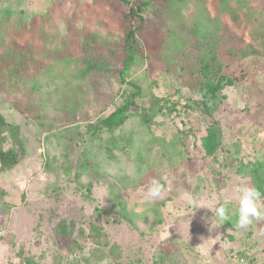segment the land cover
I'll use <instances>...</instances> for the list:
<instances>
[{
	"label": "rangeland",
	"instance_id": "374dc122",
	"mask_svg": "<svg viewBox=\"0 0 264 264\" xmlns=\"http://www.w3.org/2000/svg\"><path fill=\"white\" fill-rule=\"evenodd\" d=\"M236 1L229 0V6L238 24L229 13L220 14L219 24L241 41V48L257 55L234 61L226 69L237 83L223 91L227 98L215 114L223 130L219 154L231 156L216 166L218 175L207 172L204 161L208 159L200 149L202 126L207 121L197 112H188L176 119L178 126L193 133L185 141L181 161L174 163L169 150L166 157H158L159 147L152 144L151 137H145L144 143L135 142L134 146H146L145 153L154 155L151 159L144 154L141 160L148 177L134 174L137 151L133 146L128 155L115 153L120 163L111 176L95 177L89 171L91 176L78 184L73 176L84 161V153L97 148L96 141H89L87 126L113 111L125 86L117 72L111 76L93 72L81 78L75 70L84 66V48L106 49L102 56L108 61L113 55L114 60L119 57L124 32L121 12L126 9L118 0H0V57L22 53L31 62L19 78L9 76L0 65V116L19 127L25 145L23 161L0 175V264H25L29 258L32 264H152L156 247L169 239L196 247L197 256L192 259L186 255L185 264H226L227 250L246 252L264 264V218L247 229L236 225L228 228L222 223L209 231V209H196L191 218L185 211L188 197L210 208L228 201L232 219L237 206L233 188L252 185L239 167L256 162L264 165V48L258 41L264 34V0ZM214 2L204 1L211 20L217 14ZM153 10L144 16L145 28L136 33L143 53L126 80L138 82L145 100L153 95L193 97L195 93L183 88L178 76L195 70L194 61L187 60L186 71L181 72L163 41L169 21L159 25ZM193 11L190 5L180 19L190 24ZM76 60L79 64L73 65ZM121 66L120 61L112 68ZM174 69L177 72L170 74ZM156 128H152L153 133ZM62 154L71 166L70 176L58 168L63 166ZM44 162L48 170L43 168ZM153 179L166 190L162 198L146 201ZM88 180L92 182V202L84 198ZM128 217L135 219L136 228L131 227ZM62 219L76 223L74 234L81 237L79 250L67 252L54 236V227ZM91 224L102 229L100 237L96 238ZM113 244L120 247L118 259L108 252ZM19 249L25 252L24 260L18 256Z\"/></svg>",
	"mask_w": 264,
	"mask_h": 264
},
{
	"label": "trees",
	"instance_id": "16d2710c",
	"mask_svg": "<svg viewBox=\"0 0 264 264\" xmlns=\"http://www.w3.org/2000/svg\"><path fill=\"white\" fill-rule=\"evenodd\" d=\"M126 10L122 11L124 21L123 40L120 42L121 50L118 58L108 61L102 56L106 49L91 50L84 48L81 58L82 68L75 70L81 78L93 72L104 73L111 76L118 73L119 81L124 84V88L119 94V103L108 115L98 118L95 122L87 126L89 141L97 142V148L90 149L84 153V161L80 163L79 171L75 172L73 178L76 182L83 177L89 178V171L94 176H111V171L115 167L119 168L120 159L115 153L128 155L135 142L144 143V138L151 137V142L159 147L157 156H167L165 152L174 155V163L181 161L184 157L185 141L192 136L191 129H184L183 125L178 126L176 119L188 112H197L202 116L206 123H203L204 134L200 138V149L208 161H204L207 172L213 176L218 175L217 165L221 159L231 157L228 153L219 154L223 147V130L220 123L215 118L220 104L227 98L224 94L226 88L235 87L237 78L226 73V69L237 60L246 59L252 55H257L256 51H246L240 47V40L228 28L219 24V17L222 13L232 14L233 22L238 24V17L229 6V0H214L217 14L214 20L209 19L205 0H118ZM236 1V0H235ZM239 1H236L239 4ZM190 5L194 6L191 13L190 24L184 23L180 18L182 11ZM156 6V7H155ZM152 9L153 15L159 25L169 21L167 26V37L163 38L170 51L169 54L175 59L181 72L186 71L185 63L187 60L194 61L195 70L186 74H179V83L195 96L184 97L179 94L171 97H157L153 95L150 99H144V91L136 80H126L129 71L135 66V61L143 53L140 44L136 39V33L145 28V14ZM7 14L3 12V15ZM2 15V16H3ZM4 17V16H3ZM188 22V21H186ZM137 23V24H136ZM136 24V25H135ZM172 32V33H171ZM164 33V32H163ZM264 48V34L258 39ZM109 50H113L107 47ZM6 54L0 57V65L7 70L9 76L14 75L19 78L26 70L27 65L31 64L25 54L19 53L14 56ZM122 63L120 68L113 69L115 65ZM76 60L73 65H78ZM169 65V63H168ZM36 69L40 66L35 64ZM169 68V67H167ZM166 68V69H167ZM177 72V69L169 70L170 74ZM180 72V73H181ZM34 91L36 88L34 87ZM180 115V116H179ZM170 118L172 121H170ZM160 119V120H159ZM170 121L172 124H168ZM179 123V122H178ZM156 126V133L153 127ZM172 126V127H171ZM105 135L107 138L105 139ZM148 146V145H147ZM135 147V146H134ZM146 148H136L137 159L135 163L136 176H145L144 166L140 165ZM99 149V150H98ZM98 151V152H97ZM149 155V154H146ZM45 156L53 160L54 156L46 152ZM153 159L154 155H149ZM25 158V145L20 136L18 126L5 122L0 116V175L14 170ZM47 161V160H46ZM63 166L58 167L64 176H70L71 166L68 163L66 154H62L60 162ZM223 165H228L226 162ZM241 168L242 176L248 177L262 194H264V165L262 163L250 164L248 167ZM43 168L48 170L49 165L44 162ZM114 168V169H115ZM147 176V175H146ZM153 174H149L152 177ZM148 177V176H147ZM91 179V178H90ZM79 184V182H78ZM86 194L84 198L92 202V182L88 180L85 184ZM98 215L102 211L94 208ZM94 210V211H95ZM124 210V204H121ZM159 218H157L158 220ZM132 228H136V221L133 217H128ZM228 228L236 225L235 215L232 219L223 223ZM96 238L101 236L102 229L91 224ZM76 223L73 220H60L54 227V236L67 251L80 249L81 237L75 233ZM66 242V243H65ZM65 243V246H63ZM196 247L188 243L178 242L169 239L162 246H157L152 254V264H185L184 257L191 255L192 259L197 256ZM109 253L115 255L116 259L121 257L120 247L113 244ZM226 264H258L256 257L249 256L243 251L227 250ZM232 253V254H229ZM234 252V253H233ZM25 252L19 249L18 256L25 259ZM106 256V255H105ZM202 260H204L202 258ZM25 264H32L31 259H27ZM204 264V263H203ZM263 264V263H260Z\"/></svg>",
	"mask_w": 264,
	"mask_h": 264
},
{
	"label": "clouds",
	"instance_id": "9594fccd",
	"mask_svg": "<svg viewBox=\"0 0 264 264\" xmlns=\"http://www.w3.org/2000/svg\"><path fill=\"white\" fill-rule=\"evenodd\" d=\"M165 190L164 184L159 180L153 179L145 194L146 201H155L162 198ZM232 194L237 205L235 209L236 227L239 229H247L254 221L264 218V204L261 203L264 200V194L255 185H236L232 190ZM227 203L228 201H225L210 208L203 201L194 197H188L185 201V211L191 218L196 209H209L212 212V217L207 223L209 231H211L225 221L230 220ZM213 217H215L214 223L211 222Z\"/></svg>",
	"mask_w": 264,
	"mask_h": 264
}]
</instances>
